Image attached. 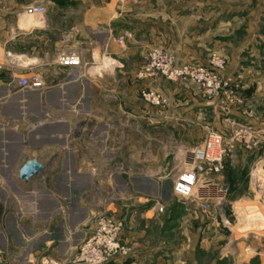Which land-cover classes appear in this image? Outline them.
<instances>
[{
    "label": "crops",
    "instance_id": "0c3cea01",
    "mask_svg": "<svg viewBox=\"0 0 264 264\" xmlns=\"http://www.w3.org/2000/svg\"><path fill=\"white\" fill-rule=\"evenodd\" d=\"M9 1L12 6L0 8V258L4 264H41L47 258L64 260L73 255L94 228L93 212L102 210L100 205L91 207L81 195L96 188V179L118 177L107 161L111 145L107 134L112 130L107 113L173 116L200 136L203 129L228 127V111L240 108L229 87L211 99L187 79L139 77L143 56L154 47L168 48L181 63L209 64L213 45L206 37L212 29L204 33L194 11H181L170 0L158 8L153 0H70L82 4L81 18L74 21L70 14L75 9L56 8L52 16H32L25 12L27 3ZM62 16L70 18L71 25L58 29L57 18ZM56 30L62 32L54 40L51 34ZM70 51L81 57V65L61 64V57ZM236 67L229 62L222 78L233 82ZM31 75H38L45 85L23 87L21 78ZM254 77L250 80H262ZM139 86L163 92L167 102L146 103L138 96ZM93 132V138L87 137ZM28 158H37L45 169L24 182L19 169ZM260 180L264 183L263 171ZM157 209L138 204L128 216L126 241L142 248L132 264H144L154 256L158 264H166L159 262L164 255L161 245L150 250L146 245V228ZM240 211L248 217L243 219V237L256 234L258 242H264V220H258L256 229L249 220L255 211L264 219V204L246 202ZM122 261L117 258L113 263Z\"/></svg>",
    "mask_w": 264,
    "mask_h": 264
},
{
    "label": "rangeland",
    "instance_id": "374dc122",
    "mask_svg": "<svg viewBox=\"0 0 264 264\" xmlns=\"http://www.w3.org/2000/svg\"><path fill=\"white\" fill-rule=\"evenodd\" d=\"M3 1L4 3L0 2V8L13 5V1ZM19 1L21 5H28L29 2H47ZM166 3L167 0L163 3L161 0H153L156 8L167 5ZM169 3L180 6L181 11L196 12L199 15L197 22L206 30L204 33L209 28L212 29L211 35L206 37L207 42L211 40L213 45L209 63L214 56H221L226 60V66L231 61L237 64L236 74H232L236 78L229 82L228 87L232 90L236 106L240 109L233 112L229 110L227 119L230 123H249L264 134V0H170ZM46 4L49 16H52L56 8L64 12L75 9V13L70 14L72 20L81 18V2L72 4L70 0H49ZM210 12H215L217 16L210 18L204 15ZM69 19L65 16L57 18L60 23L58 29L70 26ZM214 21L216 24L209 27ZM61 32L56 30L51 37L55 40ZM125 35L128 36V33ZM72 54L76 53L70 51L66 55ZM142 71L143 68L139 71V77L145 79L141 76ZM251 76H256V80L262 77V80L251 81ZM195 85L203 95L213 99L214 96H209ZM143 89L139 86L138 96L142 99ZM160 94L165 99L162 104L164 105L167 96L163 92ZM111 109H114V105ZM106 117V122L112 129L107 134V139L111 142L107 147V161L109 160L108 165L118 177L96 179V188L89 194L81 195L91 207L100 205L102 210L93 212L90 223H93L94 228L73 255L58 261L64 264H89L75 262V259L81 246L96 234L101 220L104 219L117 224L122 222L118 241L126 249V253L117 254L113 261L106 264L113 263L117 258L124 260L120 264H132V258L142 248L126 241L128 216L130 217L129 214L138 204H148L156 205L158 209L156 218L145 227L148 241L146 245L148 250L160 245L163 247L164 255L159 262L264 264V242H258L256 234L243 237V219L248 217L240 211V207L246 202L255 206L261 202L264 204V183L260 180V173L264 172V149H237L228 158L221 174L200 176L197 185L201 192L199 196L197 194L179 197L174 192L175 183L182 172L193 170L192 151L197 144L204 142L210 129H203L198 136L193 126L173 116L140 117L124 110L122 113L111 115L107 113ZM93 135L94 132L87 137L93 138ZM202 200L207 204L206 209L202 207ZM160 206L164 207L163 211L159 210ZM258 215L255 211L249 218L250 224L254 221L255 229L258 228V220H264ZM144 250L146 249L143 248ZM152 260L148 259L144 264H158L156 256ZM0 264H4L1 258Z\"/></svg>",
    "mask_w": 264,
    "mask_h": 264
},
{
    "label": "built area",
    "instance_id": "2783aa9c",
    "mask_svg": "<svg viewBox=\"0 0 264 264\" xmlns=\"http://www.w3.org/2000/svg\"><path fill=\"white\" fill-rule=\"evenodd\" d=\"M48 10L45 2H33L26 6V13L32 16H45ZM61 64L79 66L81 57L76 54L63 56ZM225 66L226 60L221 56H214L209 65L181 63L168 48L154 47L145 54V65L141 76L144 78L162 76L170 81L192 80L209 96H217L229 85V81L221 76ZM20 84L26 88H42L45 85L38 75L21 78ZM142 96L144 100L156 106H161L165 102L160 92L151 88H144ZM239 148L264 149V134L251 124L239 122L230 123L223 130L210 129L204 142L192 151L191 160L194 168L180 174L174 186L175 194L179 197L197 194L199 196L201 192L197 185L200 176L221 174L228 158ZM201 202L202 207L206 209V202L204 200ZM159 210L163 211L164 207L160 206ZM99 225L96 234L81 246L75 262L106 264L113 261L117 254L126 253L125 247L118 241L122 222L117 224L103 219ZM42 264L64 263L47 258Z\"/></svg>",
    "mask_w": 264,
    "mask_h": 264
},
{
    "label": "water",
    "instance_id": "95a60500",
    "mask_svg": "<svg viewBox=\"0 0 264 264\" xmlns=\"http://www.w3.org/2000/svg\"><path fill=\"white\" fill-rule=\"evenodd\" d=\"M44 169L45 165L37 158H28L19 169V177L22 181L28 182L39 176Z\"/></svg>",
    "mask_w": 264,
    "mask_h": 264
}]
</instances>
